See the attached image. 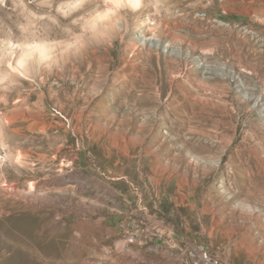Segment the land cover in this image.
<instances>
[{"label": "rangeland", "instance_id": "obj_1", "mask_svg": "<svg viewBox=\"0 0 264 264\" xmlns=\"http://www.w3.org/2000/svg\"><path fill=\"white\" fill-rule=\"evenodd\" d=\"M93 3L0 5V264H264V0Z\"/></svg>", "mask_w": 264, "mask_h": 264}, {"label": "clouds", "instance_id": "obj_2", "mask_svg": "<svg viewBox=\"0 0 264 264\" xmlns=\"http://www.w3.org/2000/svg\"><path fill=\"white\" fill-rule=\"evenodd\" d=\"M6 0H0V5H5ZM99 4L100 7H103V0H94L93 6ZM11 6L13 12H15L21 6V0H11ZM134 7H139V4H134ZM246 215H252L256 212V209L253 208L251 205H248L247 208L240 209Z\"/></svg>", "mask_w": 264, "mask_h": 264}, {"label": "built area", "instance_id": "obj_3", "mask_svg": "<svg viewBox=\"0 0 264 264\" xmlns=\"http://www.w3.org/2000/svg\"><path fill=\"white\" fill-rule=\"evenodd\" d=\"M217 262L218 261L213 259L208 253H204L201 255V264H213Z\"/></svg>", "mask_w": 264, "mask_h": 264}]
</instances>
